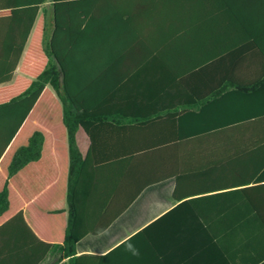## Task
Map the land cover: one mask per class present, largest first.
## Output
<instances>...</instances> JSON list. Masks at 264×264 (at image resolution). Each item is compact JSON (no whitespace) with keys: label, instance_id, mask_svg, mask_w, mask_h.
Segmentation results:
<instances>
[{"label":"trees","instance_id":"1","mask_svg":"<svg viewBox=\"0 0 264 264\" xmlns=\"http://www.w3.org/2000/svg\"><path fill=\"white\" fill-rule=\"evenodd\" d=\"M13 5L18 7L12 12L14 24L0 51V231H12L13 236L0 239V264H23L26 259L27 264H40L48 258L54 259L52 264H83L85 257L76 256V245L99 229L82 218L79 183L89 166L95 171L115 168L142 148H135L132 140L136 127L142 126L139 119L155 123L157 134H170L151 146L173 153L165 175L176 179L178 199L193 196L192 187L204 176L197 170L213 165L210 156L202 155L207 149L233 147L230 164L252 172L233 175L230 182L221 178L214 188L231 186L230 196L248 203L253 230L264 233V172H258L264 170V105L257 106L264 100V60L259 68L263 75L254 82L222 77L219 91L201 95L195 77H134L146 63L131 60L135 46L144 44L139 42L143 31L133 27L141 19L137 10L184 9V0H14ZM242 29L240 36L253 40L264 57V32ZM220 64L221 69L244 65ZM184 89L192 98L186 105ZM228 97L247 109L235 122L184 134V116L196 119L199 102H205L203 113L210 98ZM148 104H154V111L139 115L136 107ZM80 129L91 141L85 158L76 141ZM226 135L235 140H207ZM183 140L190 152L181 157ZM223 160L214 164L226 165ZM55 169L61 176L51 185ZM110 174L94 184L110 185ZM40 194L45 197L42 204L36 201ZM31 209L43 214V231ZM22 230L28 232L26 240L20 238Z\"/></svg>","mask_w":264,"mask_h":264},{"label":"crops","instance_id":"2","mask_svg":"<svg viewBox=\"0 0 264 264\" xmlns=\"http://www.w3.org/2000/svg\"><path fill=\"white\" fill-rule=\"evenodd\" d=\"M13 2L0 0V51L6 46L5 37L14 24L13 9H18ZM137 12L141 19L133 27L143 31L139 42L144 44L135 46L137 52L131 60L146 63L135 72V78L195 77L197 93L205 95L219 91L222 77L250 84L263 75L259 69L263 55L255 50L253 40L240 36V31L245 27L264 32V0H184V9H149L148 6ZM261 43L264 44V36ZM237 61L244 65L221 69L220 63ZM188 95L184 89V105L192 99ZM209 100L203 113L201 107L205 102L197 104L196 119L184 116V134H199L213 126L235 122L239 113L247 110L234 97ZM261 104L264 105V100L257 103L258 108ZM136 108L139 115L145 116L155 106ZM139 121L142 126L136 127L132 140L135 148H142L132 158L105 171H95L90 166L84 171L79 183L82 191L79 210L86 223L90 221L99 231L86 234L76 245V256L85 257L83 264H264V233L253 230L254 219L247 209L248 203L230 196L231 186L214 188L221 178L230 182L233 175L252 172L245 165L230 164L235 154L233 147L223 145L221 150L213 145V150L207 149L202 155L210 156L213 165L197 170L204 176L195 186H189L196 190L190 194L193 196L178 199L174 197L176 179L165 175L171 169L173 153L167 148L151 146L158 138H170V134H157L155 123ZM207 140L229 143L235 139L226 135L210 136ZM76 141L83 157H87L91 141L83 129L77 132ZM184 141L179 147L181 157L190 152ZM200 152L203 151L196 154ZM220 159L227 160V164L215 165ZM59 171H53L51 185L60 180ZM107 174L113 176L110 185L94 184L93 180H101ZM210 180L211 185L204 184ZM204 186L209 188L201 191ZM39 191L43 192V188ZM137 191L140 193L131 201ZM36 201L42 204L45 197L37 195ZM33 212L31 209V217L35 216L43 231V214ZM12 234V231H0L1 241L11 239ZM27 237L28 232L22 230L20 238ZM27 251L24 247L22 252ZM53 260L48 258L40 264H52ZM25 261L23 264H27L28 260Z\"/></svg>","mask_w":264,"mask_h":264}]
</instances>
